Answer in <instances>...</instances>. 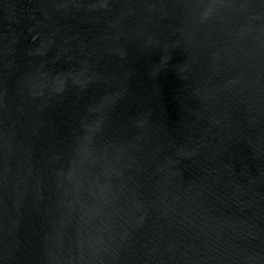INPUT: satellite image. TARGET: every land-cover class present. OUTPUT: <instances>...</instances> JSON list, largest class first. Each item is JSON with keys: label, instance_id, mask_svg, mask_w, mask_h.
Wrapping results in <instances>:
<instances>
[{"label": "water", "instance_id": "1", "mask_svg": "<svg viewBox=\"0 0 264 264\" xmlns=\"http://www.w3.org/2000/svg\"><path fill=\"white\" fill-rule=\"evenodd\" d=\"M0 264H264V0H0Z\"/></svg>", "mask_w": 264, "mask_h": 264}]
</instances>
